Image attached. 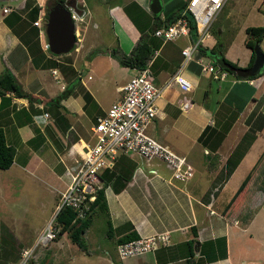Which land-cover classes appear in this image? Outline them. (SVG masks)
Instances as JSON below:
<instances>
[{
	"label": "crops",
	"instance_id": "1",
	"mask_svg": "<svg viewBox=\"0 0 264 264\" xmlns=\"http://www.w3.org/2000/svg\"><path fill=\"white\" fill-rule=\"evenodd\" d=\"M45 1L0 0V73L4 68L9 69L26 93L15 95L5 91L7 98L4 100L0 95V127L5 142L14 148L12 162L1 169L38 173L53 183L59 176L56 168L63 170V166H68L78 154L81 141L88 137L91 123L88 126L85 123L95 96L89 85L81 80L80 75L77 76L73 59L67 63L72 69L41 67L31 61L36 57L40 64L49 57L38 26L34 25L37 45H32V54L16 34L32 29V19L46 17ZM131 1H135L136 8L131 7L130 14L143 25L141 16L143 12L147 13L146 24L149 26L154 16L162 19L181 4L179 0H159L160 10L153 14L149 10L150 0ZM129 5L130 2L126 7ZM3 7L9 10L3 11ZM75 8L78 12L83 9L82 18L86 17L84 23L75 22L74 25L76 41L83 42L78 44L80 47L75 46L79 52L83 45L90 48L94 39L100 40L98 27L101 19L98 21V15L97 19L93 16L94 9L93 14L88 12L83 0H78ZM106 10L116 34L115 55L127 54L139 38V28L120 3L107 5ZM9 25L18 30L13 31ZM217 30L221 32L220 28ZM82 34H85L83 39ZM216 42L209 32L202 46L209 48ZM155 55L156 62L149 67V59L147 64L152 81L163 88L156 100L157 115L149 123L147 132L183 155L192 174L186 180L178 181L170 178V170L158 158L143 160L129 154L117 158L115 163L124 166L130 176L118 191L109 184L104 188L105 198L106 192L111 195V200L106 198L109 231L117 229L116 236L131 228L138 236L161 231L168 234V243L164 246L127 257L124 264H257L255 258L263 254H255V251L264 245V66L253 78L230 73L219 79L201 72L198 64L189 60L181 71L191 83L190 88L184 90L175 83L165 86L168 76L181 60L177 43L163 42L152 57ZM201 56L213 65L214 70H222L210 57ZM223 56L238 64L225 53ZM247 61L239 66L245 67ZM51 68L56 69L55 74L51 73ZM131 68L135 72L136 69ZM59 71L72 77L75 73L81 86L75 88L77 85L74 84L67 89L60 80ZM129 76L128 73L122 74L114 84L118 93L116 98L119 96L117 87ZM85 89L91 100L84 106L82 92ZM209 99L215 104L213 108H209ZM186 100V106L181 108V103ZM104 110L101 107V112ZM43 112H47V116ZM251 128L253 133L248 131ZM247 131L248 135L244 137ZM243 139H247L244 147L239 146ZM49 146L53 147L48 149ZM54 147L59 152L56 159L51 154ZM234 152H238L237 162L230 173L222 177L220 172ZM47 153L51 155L49 164ZM63 173L64 170L60 174ZM64 183L63 180L60 189L55 188L57 195ZM53 221L57 224L55 218ZM221 237L224 239V255L208 259L207 246L201 250L203 243L210 241L214 246ZM247 252H251L250 255Z\"/></svg>",
	"mask_w": 264,
	"mask_h": 264
},
{
	"label": "rangeland",
	"instance_id": "2",
	"mask_svg": "<svg viewBox=\"0 0 264 264\" xmlns=\"http://www.w3.org/2000/svg\"><path fill=\"white\" fill-rule=\"evenodd\" d=\"M83 1L86 3L88 12L93 14L95 10L93 16L97 19L98 15V21L101 19L98 27L100 40L94 39L90 48L83 45L79 52L75 46L80 43L83 44V42L78 39L75 41L74 47L66 53L54 54L49 51L48 47H45V52L60 63L63 61L64 65L73 59V65L76 73H78L77 76L80 75L81 80L87 86L89 85L95 98L92 100L93 104L85 123L88 126L95 120V116L101 113V107L106 109L117 97L118 93L114 89V84L119 81L121 75L134 73L131 67L120 62L119 55H115L117 42L114 36L116 34L113 31L109 12L106 10L107 5L120 3L126 11H129L131 7L136 8V3L131 0H114L113 2L107 0H101V2H98V0ZM128 1L130 5L125 7L129 3ZM179 1L182 3L185 0ZM50 2L51 0H46L45 6L48 7ZM85 21L86 17L76 20L77 23H84ZM249 25H264V0H225L214 15L208 28V32H211L212 37L217 40L215 51L225 53L227 57L238 63L237 66L244 64L252 53V48L245 44V40L251 38V35L245 31L246 26ZM43 27V24H41L39 28L42 31V40L44 41L46 37L43 33ZM218 28L221 29V32H218ZM84 33L86 34L85 31ZM85 34H82V39ZM260 40L259 46L264 52V34ZM167 41L177 43L179 48L186 43L183 37ZM78 46L80 47V45ZM109 49L112 50L109 51ZM212 61L216 62L214 58H212ZM33 63H37V61L34 60ZM65 67H69V65L67 64ZM59 72V76L62 75L60 80L67 89L72 88L74 84L77 85L75 88L81 86L79 77L75 73L72 77L70 74L67 76L65 72ZM124 80L126 81V78L122 81ZM54 81L56 82V80ZM52 83L55 85L53 81ZM54 88L57 89L56 86ZM205 101L207 100L205 99ZM207 103L209 108H213L215 105L212 99H209ZM246 141L247 139L239 146L244 147ZM51 147L49 146L48 149ZM51 154L53 159H56V154H59L57 148L54 147ZM234 155L238 156V152H235ZM50 156L47 153V164H49ZM77 156L78 154L75 157ZM68 166L66 165L65 168L63 166L64 173L62 175L60 173L63 170L56 168L55 172L59 176L53 183L46 181L38 173L24 172L23 170L16 172L15 168H9L8 170L0 168V264L5 260L17 258L20 251L30 249L45 224L53 218L56 211L54 204L59 202L55 188L60 189L63 186V180L65 181L64 186L68 183L66 172ZM105 194L106 198L111 200L110 193L106 192ZM96 212L98 213H92V218L83 232L85 248L72 242L67 236V231H63L46 244H38L30 252L25 253L26 261H23L24 264H124L125 258L122 259L123 263H121L115 250L114 239L118 230L109 231L107 215L101 211ZM205 245L207 250L212 248V242L206 241L203 243L201 250ZM159 246L164 245L160 243ZM5 250H8V254L4 253ZM211 251L208 254L210 256ZM250 253L247 252L249 255ZM257 253L263 255L255 258V261L257 264H264V245L259 246L258 250L255 251V254Z\"/></svg>",
	"mask_w": 264,
	"mask_h": 264
},
{
	"label": "built area",
	"instance_id": "3",
	"mask_svg": "<svg viewBox=\"0 0 264 264\" xmlns=\"http://www.w3.org/2000/svg\"><path fill=\"white\" fill-rule=\"evenodd\" d=\"M224 1L185 0L183 10L189 12L192 17L194 38H191L187 19L182 15L177 16L170 23L153 28L152 35L160 38L162 42L182 36L186 38V43L180 47L179 65L168 76L165 86L175 83L184 90L190 88V81L181 73L182 67L189 60L197 63L201 72H208L219 79L226 76L227 71L214 70L213 65L203 60L198 52V46L202 45L204 37L208 36L209 25ZM77 3L78 0H65L74 25L84 13L83 9L81 12L76 10ZM8 10V7H3V11ZM44 19L38 16L32 20V24L38 27L41 24L44 26ZM43 47H47L46 40ZM148 64L136 69L124 83L117 87L118 98L113 100L103 112L97 114L90 124L87 139L81 141L78 156L73 158L66 170L68 183L59 191V202L55 205V213L62 206H69L75 212L72 220L85 217L89 211L90 202L94 200L95 191L101 185L102 172L106 169L112 170L121 154L137 155L143 160L158 158L170 170V178L178 181H184L192 174V168L183 155L176 153L168 144L157 140L147 132L149 123L157 115L156 100L163 88L152 81ZM50 71L53 74L56 73L55 68H51ZM186 104L187 100L183 101L181 108ZM43 115L47 116V112H43ZM53 220L51 218L45 224L30 249L20 251L17 260H7L2 264H24L25 253L30 252L36 245L46 244L53 239L58 232V225ZM167 242V232L161 231L149 236L116 242L115 250L119 260H122L143 254L157 248L160 243Z\"/></svg>",
	"mask_w": 264,
	"mask_h": 264
},
{
	"label": "trees",
	"instance_id": "4",
	"mask_svg": "<svg viewBox=\"0 0 264 264\" xmlns=\"http://www.w3.org/2000/svg\"><path fill=\"white\" fill-rule=\"evenodd\" d=\"M62 0H51L49 3L48 7L46 8V12L49 9L51 5H53L55 2H61ZM185 5V1H183L177 8L172 10L169 14H167L164 18H159L157 16H154L152 24L149 26L146 24L147 19L149 15L145 12L142 13V19L143 20V25L138 23V21L135 19L133 15L130 14L129 11L128 15L131 18L132 22L139 28L140 35L139 38L136 40V42L133 44L131 49L127 54H121L120 56V62L124 65H127L129 67H133L135 69L142 68L147 65V61L150 59L149 62V67L152 66L154 62H156L157 55L152 57L153 52L155 49H157L163 42L161 41L160 38L152 35V30L156 26H160L161 24H167L172 22L177 16H184L187 19V26H188V31L191 36V38L195 37V31H194V24L192 17L189 12L183 10ZM126 7V6H125ZM17 16L15 17V19ZM33 20V19H32ZM5 22L8 24V19L5 18ZM21 23V22H20ZM10 28L13 31H17L18 29L14 27V25H9ZM32 29L24 32V33H17L16 34L19 36L20 41L27 46V50L30 51L32 54V45L35 44L37 45V29L34 25L30 24ZM245 31L251 35V38H247L245 40V44L248 45L250 48H252V53L251 56L248 59V62L246 66H249L253 60L254 57V52H253V44L254 43H259L261 37L264 34V25H249L246 26ZM34 37V39H33ZM74 47V45H73ZM72 47V48H73ZM198 52L200 55H206L208 57L212 58H219L220 62L222 64H218L219 68L222 70L227 71L228 73H231L230 70L225 67V64H230L233 67H240L236 66V64L227 58L223 56L221 51L217 53L215 51V45L211 46L209 48L204 47L202 45L198 46ZM44 57V55L42 54ZM31 60L34 62V60L37 61L35 65H40L41 67H48V66H57L58 68H64L65 65L63 64V61L60 63L57 59L52 58V57H45L44 61H42L40 64L38 63V60L36 57L31 58ZM213 64H217L216 62L213 61ZM69 68L72 69V66L69 65ZM261 70V69H260ZM260 72V71H259ZM258 72V73H259ZM257 73V74H258ZM255 75H248L246 76L247 78H253ZM240 77V76H237ZM5 91H11L15 95H25L26 93L22 90L20 84L16 81L15 77L11 73V71L7 68H4L2 72L0 73V95H1V100H4L7 98V96H4ZM30 96L29 94H27ZM82 96L84 99V106L86 105L89 100H91V95L90 93L85 89L82 92ZM235 115V114H234ZM248 130V129H247ZM248 131H253V129H249ZM248 131L245 133L246 137L248 135ZM235 153V152H234ZM231 154L227 160H226V165L224 169L220 172L222 177H226L234 165L236 164L237 160V155L235 156ZM14 154V148L13 146L7 144L5 142L4 138V132L3 129L0 127V168H7L10 163L12 162ZM130 172L125 169L124 166H121V164L115 163L114 167L112 170H104L101 174V185L100 187L95 191V197L94 200L90 202L89 206V211L86 214L85 217L79 218V219H74L75 212L74 210L69 207V206H62L54 215L53 219L55 218V221L57 222L58 225V232L57 235L63 231H67V236L70 238V240L74 243H76L78 246L85 248V242H84V237H83V232L84 229L88 226L92 213H98L96 211H101L105 213L108 217V209H107V203H106V198L104 195V188L106 185H110L114 191H118L125 183V181L129 178ZM244 184V183H242ZM192 229H194V226H191ZM194 232V231H193ZM139 237L137 232L135 231L134 228L129 229L128 231L116 236L115 243L123 240H128V239H133ZM211 252V256L208 255L207 258H215L216 255L223 256L225 253V246H224V239L223 237L219 238L218 244L212 246L207 253ZM8 250H5V254H8ZM4 254V255H5ZM19 254V253H18ZM191 255L192 252H189ZM206 254V253H205ZM19 257V256H18ZM15 258L14 260L18 259ZM7 261V260H5ZM4 261V262H5ZM187 262L189 260H186ZM3 263V262H2Z\"/></svg>",
	"mask_w": 264,
	"mask_h": 264
},
{
	"label": "water",
	"instance_id": "5",
	"mask_svg": "<svg viewBox=\"0 0 264 264\" xmlns=\"http://www.w3.org/2000/svg\"><path fill=\"white\" fill-rule=\"evenodd\" d=\"M159 0L149 1V10L155 14L160 10ZM44 33L46 37L47 47L54 54L66 53L69 51L75 41L74 22L70 15V10L65 4V0L55 2L49 7L44 19ZM254 57L249 66L233 67L225 64L233 75L248 76L257 74L264 66V52L261 50L259 43L253 44ZM216 62L222 64L219 58H215Z\"/></svg>",
	"mask_w": 264,
	"mask_h": 264
},
{
	"label": "clouds",
	"instance_id": "6",
	"mask_svg": "<svg viewBox=\"0 0 264 264\" xmlns=\"http://www.w3.org/2000/svg\"><path fill=\"white\" fill-rule=\"evenodd\" d=\"M263 73H264V71H263ZM57 203V202H56Z\"/></svg>",
	"mask_w": 264,
	"mask_h": 264
}]
</instances>
